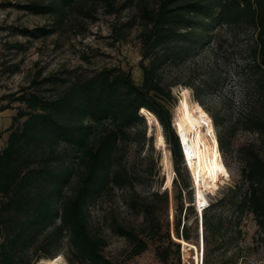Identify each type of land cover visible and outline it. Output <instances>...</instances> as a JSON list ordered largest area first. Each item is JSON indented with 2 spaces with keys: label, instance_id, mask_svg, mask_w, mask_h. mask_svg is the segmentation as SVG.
<instances>
[{
  "label": "trees",
  "instance_id": "1",
  "mask_svg": "<svg viewBox=\"0 0 264 264\" xmlns=\"http://www.w3.org/2000/svg\"><path fill=\"white\" fill-rule=\"evenodd\" d=\"M82 1L17 4L53 16L52 27H24L20 32L27 37L50 35L65 25L70 11ZM144 17L140 81L131 71L104 67L64 79L38 76L21 93L9 95V102L18 101L22 107L13 116L6 144L0 149V264H37L62 249L69 264H124L104 255L106 238L94 231L89 214L90 205L114 188L122 189L127 205L142 216L138 227L122 222L114 227L131 246V256L143 253L149 242H157L164 264H169L167 250L172 246L180 260L181 243L174 236L192 243L197 213L183 150L172 125L174 95L165 72L171 65L194 60L197 52L214 53L225 27L230 32L252 28L256 37L239 53L244 109L227 125L218 113L209 111L224 161L229 156L226 135L230 129L243 123L256 137L250 149H237L238 182L229 187V194L203 209V257L216 229L224 228V234L232 237L245 213L252 214L264 229V0H158L156 7L144 9ZM210 79L187 83L201 106L210 94ZM50 86L54 92L49 95ZM9 102L0 112L10 108ZM142 108L156 116L172 154L176 174L173 236L169 221L164 225L157 209L159 201L168 209L169 191L140 195L138 174L127 161L129 144L139 146L146 138L140 130L145 124ZM221 205L232 209L233 225L222 214L217 216Z\"/></svg>",
  "mask_w": 264,
  "mask_h": 264
},
{
  "label": "rangeland",
  "instance_id": "2",
  "mask_svg": "<svg viewBox=\"0 0 264 264\" xmlns=\"http://www.w3.org/2000/svg\"><path fill=\"white\" fill-rule=\"evenodd\" d=\"M29 1L0 0V107L9 102V95L21 93L22 89L28 87L38 76L53 74L64 79L70 74H87L104 67H119L131 71L135 80L140 81L142 72L139 62L143 41L141 33L147 25L144 9L156 7L158 0H83L70 11L65 25L57 28L55 32L50 35L27 37L22 35L21 28L53 26L52 14L50 17L49 14H37L15 6ZM255 37L256 32L252 28L230 32L225 27L221 32L220 44H214L216 46L214 53L200 51L194 60L167 68L165 78L172 82L174 95L173 128V118L181 98V89L187 92L191 104H199L187 83L190 81L198 83L200 79L209 76L212 87L209 90L210 94L204 97L205 104L202 106L206 112L210 116L209 111L218 113L226 125L241 113L244 109L243 77L240 75L243 62L239 58V53L243 52L248 41ZM211 47L214 48L213 45ZM242 72L244 73L243 70ZM47 89L46 94L54 92L52 86ZM9 103L10 108L0 112V149L6 144L13 116L16 115L18 108L22 107L18 101ZM212 122L218 140V130L213 118ZM140 130L145 132L146 138L142 139L139 146L135 143L129 144L127 161L138 174L140 183L137 191L140 195L147 196L154 190L169 191L168 209L166 210L162 201L157 202V209L163 224L169 221L173 236L175 205L172 199L173 186L166 187L168 170L164 164V150L156 146L155 125H150L145 118V124L140 126ZM203 131L205 132V128ZM255 137L256 134L243 123L227 132L226 142L229 150L227 161H224L220 144L219 149L224 164L225 162L228 164L225 166L229 175L214 189L204 191L206 205L220 196L229 194V187L238 182L240 160L237 149L241 147L250 149ZM165 149L169 151L170 171H173L174 178L176 174L167 143ZM185 167L190 177L195 204L192 172L186 160ZM225 207L221 205L217 216L222 214L230 221L229 224L233 225L235 220L232 217V209L228 210ZM195 210L197 219L196 221L193 219L192 222L195 237L192 243L200 248L199 259L195 249L187 247L184 251L181 244L180 260L175 247L168 248L169 264H201V218L196 205ZM89 214L94 231L106 238L107 244L103 253L108 259L124 264H164L158 254L157 242H149L143 253L131 256V246L124 237L116 233L114 227L117 222L137 227L142 223V216L127 205L126 195L122 189L114 188L106 192L90 205ZM225 231L224 228L216 229L210 247L205 249L204 257L202 256V264H264V229L258 227L252 214L242 215L232 237L225 235ZM57 256H61V264H69L65 249Z\"/></svg>",
  "mask_w": 264,
  "mask_h": 264
},
{
  "label": "bare ground",
  "instance_id": "3",
  "mask_svg": "<svg viewBox=\"0 0 264 264\" xmlns=\"http://www.w3.org/2000/svg\"><path fill=\"white\" fill-rule=\"evenodd\" d=\"M140 112L150 125H155L157 128L155 143L158 148L164 150L163 159L168 170L166 187H170L173 182V171H170L171 161L169 151L165 149L166 141L161 125L156 116L148 109L142 108ZM173 124L179 135L181 145H183L187 166L192 172L195 205L201 216L203 209L207 206L204 191L214 189L219 182L228 177L229 173L220 153L219 141L217 140L211 116L200 104H191L190 97L184 89H181V98L176 108ZM203 128H205V132ZM174 238L183 245L184 251L187 250V247L195 249L199 259L200 248L198 246H194L182 238H176L175 236ZM203 245V241H201L200 247H203ZM61 263V256L43 258L39 262V264Z\"/></svg>",
  "mask_w": 264,
  "mask_h": 264
},
{
  "label": "built area",
  "instance_id": "4",
  "mask_svg": "<svg viewBox=\"0 0 264 264\" xmlns=\"http://www.w3.org/2000/svg\"><path fill=\"white\" fill-rule=\"evenodd\" d=\"M202 256H203V252H202V249H201V264H202Z\"/></svg>",
  "mask_w": 264,
  "mask_h": 264
},
{
  "label": "water",
  "instance_id": "5",
  "mask_svg": "<svg viewBox=\"0 0 264 264\" xmlns=\"http://www.w3.org/2000/svg\"><path fill=\"white\" fill-rule=\"evenodd\" d=\"M174 129H175V127H174ZM178 135V134H177ZM179 136V135H178ZM201 222V221H200ZM201 224V223H200ZM201 234H202V230H201ZM201 241H202V239H201Z\"/></svg>",
  "mask_w": 264,
  "mask_h": 264
}]
</instances>
